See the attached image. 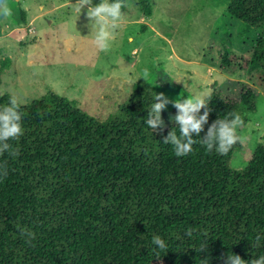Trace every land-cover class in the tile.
Instances as JSON below:
<instances>
[{
	"label": "trees",
	"instance_id": "obj_1",
	"mask_svg": "<svg viewBox=\"0 0 264 264\" xmlns=\"http://www.w3.org/2000/svg\"><path fill=\"white\" fill-rule=\"evenodd\" d=\"M136 6L151 16L150 0ZM225 11L257 31L256 43L241 57L220 46L219 68L247 76L225 89L213 84L208 123L200 137L193 133L198 142L186 156L163 143L172 129L179 135L176 109L161 110L163 130L144 123L158 92L140 83L104 119L52 91L18 104L23 134L9 143L19 154L0 155L8 170L0 178V264H226L228 254L264 255V144L236 170L230 163L244 144L220 155L199 143L229 112L240 114L237 130L244 129L264 88V0H230ZM9 99L1 96L0 107ZM22 228L35 233L31 245Z\"/></svg>",
	"mask_w": 264,
	"mask_h": 264
},
{
	"label": "rangeland",
	"instance_id": "obj_2",
	"mask_svg": "<svg viewBox=\"0 0 264 264\" xmlns=\"http://www.w3.org/2000/svg\"><path fill=\"white\" fill-rule=\"evenodd\" d=\"M229 1L150 0L152 14L143 17L136 0H123L124 22L104 52L93 43L87 6L76 14L77 0H8L12 15L0 18V97L25 105L52 91L104 119L138 83L169 101L205 95L213 84L225 89L228 80L247 75L219 68L220 46L249 56L257 38L256 30L226 13ZM210 43L218 48L211 50ZM258 89L257 111L245 114L247 126L237 130L246 142L230 163L236 170L264 144V88ZM173 109L171 102L164 107Z\"/></svg>",
	"mask_w": 264,
	"mask_h": 264
},
{
	"label": "clouds",
	"instance_id": "obj_3",
	"mask_svg": "<svg viewBox=\"0 0 264 264\" xmlns=\"http://www.w3.org/2000/svg\"><path fill=\"white\" fill-rule=\"evenodd\" d=\"M87 6L86 19L89 21L93 32V43L99 51H108L111 42L115 39V32L124 22L122 7L123 0H100L99 4L93 5L92 0H77L74 10L80 16L82 9ZM12 15L8 6V0H0V18L7 19ZM154 102L147 112V119L144 123L153 132L157 129L163 130L164 121L161 118V110L165 105L172 103L177 114L174 116L175 124L179 127V135L173 129L164 137L163 143L173 147L174 154L182 157L193 151V145L198 141L193 139V133L200 137L204 125L208 123L211 109L208 108V99L205 95H188V98H177L169 101L162 93L156 94ZM204 109L203 114H200ZM21 113L18 109V101L15 97L9 99V103L0 107V155L7 153L15 157L19 154L9 143L23 134L21 124ZM243 120L239 113L229 112L224 118H217L208 127L206 134L199 139V143L209 153L215 151L217 154L226 155L236 143H245L246 138L239 135L237 129L242 127ZM7 162L0 163V178L7 176ZM185 235L192 236V229L185 231ZM20 236L26 243L32 244L36 235L30 229H20ZM261 237L256 236L257 242ZM152 243L160 250L167 248V245L159 235L152 237ZM205 247L200 249L204 250ZM226 264H264V255H260L250 261L243 260L239 255H227Z\"/></svg>",
	"mask_w": 264,
	"mask_h": 264
},
{
	"label": "crops",
	"instance_id": "obj_4",
	"mask_svg": "<svg viewBox=\"0 0 264 264\" xmlns=\"http://www.w3.org/2000/svg\"><path fill=\"white\" fill-rule=\"evenodd\" d=\"M212 86H213V85H211V87H212ZM211 91H212V90H209V88H208V91L204 92V94H205V95H209ZM206 97H207V96H206Z\"/></svg>",
	"mask_w": 264,
	"mask_h": 264
}]
</instances>
